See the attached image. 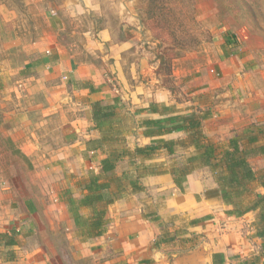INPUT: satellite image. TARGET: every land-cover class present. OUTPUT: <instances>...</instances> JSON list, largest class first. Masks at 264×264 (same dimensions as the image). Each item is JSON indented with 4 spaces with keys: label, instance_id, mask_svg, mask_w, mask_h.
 <instances>
[{
    "label": "crops",
    "instance_id": "crops-1",
    "mask_svg": "<svg viewBox=\"0 0 264 264\" xmlns=\"http://www.w3.org/2000/svg\"><path fill=\"white\" fill-rule=\"evenodd\" d=\"M45 2L53 33L0 73V264H70L57 233L90 264H264V37L219 29L180 104L153 77L141 0ZM189 115L199 129L145 126ZM231 143L255 176L238 196L221 186ZM91 184L105 186L95 208L81 205Z\"/></svg>",
    "mask_w": 264,
    "mask_h": 264
},
{
    "label": "rangeland",
    "instance_id": "rangeland-1",
    "mask_svg": "<svg viewBox=\"0 0 264 264\" xmlns=\"http://www.w3.org/2000/svg\"><path fill=\"white\" fill-rule=\"evenodd\" d=\"M141 1V22L146 32L144 48L150 63L155 64L153 77L180 104L186 103L193 89L187 80L190 76L184 73H193L195 65H205L208 60L217 57L213 37L218 35L219 29L228 26L232 31H255L264 37V0ZM54 2L52 0V4ZM160 6L165 7L162 14L157 9ZM46 9L45 0H0V73L6 71L10 75L17 72L26 60L25 47L43 34L53 33ZM165 22L170 25L169 28L163 26ZM80 26L89 25L85 22ZM192 37L196 39L195 44L190 41ZM76 40L78 44L82 42L79 36ZM161 60L169 63V67ZM212 75L216 79L221 78L216 72ZM57 240L69 255L70 264L91 263L90 259L74 261L73 255L70 256L73 246L65 242L59 233Z\"/></svg>",
    "mask_w": 264,
    "mask_h": 264
},
{
    "label": "trees",
    "instance_id": "trees-1",
    "mask_svg": "<svg viewBox=\"0 0 264 264\" xmlns=\"http://www.w3.org/2000/svg\"><path fill=\"white\" fill-rule=\"evenodd\" d=\"M152 2V0H149ZM164 6H160L158 9V12L160 11L161 14L164 11ZM181 25V23H179V26ZM159 26V23H158ZM163 26H166L167 28L170 27V25L168 23L165 22V24H163ZM178 41V40H177ZM190 41L192 43H196V39H194L193 37L190 38ZM180 42L178 41V44ZM185 44V43H184ZM224 44L226 46H230V47H234L236 46V42L233 41V39L229 38L226 34L224 35ZM193 45V44H191ZM185 46V45H184ZM182 47V46H181ZM185 47H182V49H184ZM162 61V60H161ZM162 64H167V66L169 67V63H166L165 61H162ZM152 112H156V109H152ZM111 114V113H110ZM107 116H109V114L107 113ZM103 117L100 116L99 118H97V120H101ZM177 123V125L174 128H184L185 130H194V129H199L200 127V121L199 119L195 118L193 115H189V116H180V117H175V118H170V117H166L165 119H156V120H145V126L147 128H149L151 131H154L155 128H160V125L162 126L163 130L168 131L169 129L166 128V124L168 125H175ZM100 127L104 128L103 126L100 125ZM172 128V129H174ZM195 134L193 136V138H195V140L193 141V144L196 146V150L198 147V140H197V134L198 131H194ZM156 148V145H152V146H148L145 149L147 151H143L141 152V154L144 155H149V153ZM231 148H232V152L228 153L225 152L223 153L222 157H221V161L225 164L226 167V175L225 178L222 180L221 182V186L224 189H228V190H234L237 188V192L235 193L237 196L239 194H244L247 189V183L255 180V176L253 175L251 169L249 167L246 166V163L244 161L243 158H241L239 156V150L236 147L235 144L231 143ZM149 151V152H148ZM241 154V153H240ZM213 155V151L211 148H208L207 146L203 148L202 152L198 155L196 154L195 157L193 158L192 162L193 163H197V164H201L203 165L209 158H211V156ZM243 156L245 157V155L243 154ZM112 159H107L105 161L102 162V170L104 172H110V170L112 169V163L113 160L111 162ZM195 161V162H194ZM215 166H219L218 163ZM180 171L176 172L175 174H180V175H185L187 174L188 170L185 167H180ZM264 185V183H263ZM105 186H100L97 184H91L90 186H88V191L91 194V196L89 197H85L82 201H81V205L86 206V207H91V208H95L99 205L101 199L99 198V194L104 190ZM239 198V197H237ZM223 200L224 202H228L229 199L226 198L225 194L223 195ZM73 206H74V202H72ZM257 206H259L261 208V210L263 211V214L261 215V220L264 221V203L262 199H258ZM69 207H72V205L69 204ZM89 228L92 229H102V226L104 224L103 221V214L101 213V211H97L96 215H94L92 217V219L90 218L87 222ZM91 230H88L89 234L91 232ZM262 237L264 238V234L262 235Z\"/></svg>",
    "mask_w": 264,
    "mask_h": 264
}]
</instances>
